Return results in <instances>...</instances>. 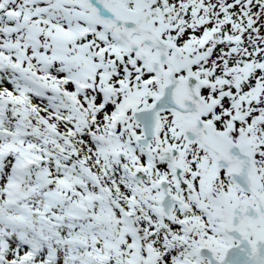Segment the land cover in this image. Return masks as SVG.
Returning <instances> with one entry per match:
<instances>
[{"label":"snow or ice","instance_id":"obj_1","mask_svg":"<svg viewBox=\"0 0 264 264\" xmlns=\"http://www.w3.org/2000/svg\"><path fill=\"white\" fill-rule=\"evenodd\" d=\"M0 264H264V0H0Z\"/></svg>","mask_w":264,"mask_h":264}]
</instances>
